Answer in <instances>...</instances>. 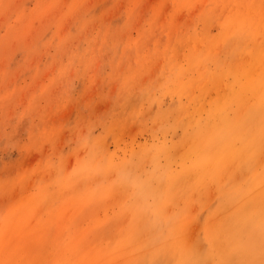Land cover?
Wrapping results in <instances>:
<instances>
[{"label":"rangeland","instance_id":"rangeland-1","mask_svg":"<svg viewBox=\"0 0 264 264\" xmlns=\"http://www.w3.org/2000/svg\"><path fill=\"white\" fill-rule=\"evenodd\" d=\"M0 264H264V0H0Z\"/></svg>","mask_w":264,"mask_h":264}]
</instances>
